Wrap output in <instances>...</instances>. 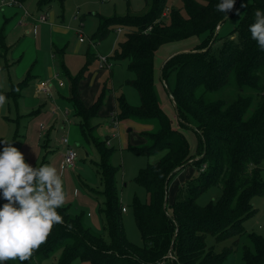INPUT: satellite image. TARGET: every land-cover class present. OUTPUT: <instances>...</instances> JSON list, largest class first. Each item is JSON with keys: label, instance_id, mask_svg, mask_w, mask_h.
I'll return each instance as SVG.
<instances>
[{"label": "trees", "instance_id": "16d2710c", "mask_svg": "<svg viewBox=\"0 0 264 264\" xmlns=\"http://www.w3.org/2000/svg\"><path fill=\"white\" fill-rule=\"evenodd\" d=\"M237 1L226 16L216 9L221 0H183L188 13L184 16L180 9L169 7L168 0H147L143 15L120 20L131 29L112 58L129 59L136 76L127 82L138 90L140 103L117 96V118L153 125L140 132L146 140L144 145L131 148L149 155L161 153L136 177L151 198L148 203L134 202L143 244L136 245L125 234L112 150L95 137L104 187L102 192L88 189L96 199L100 198L98 193L104 195L99 203L103 230L89 225L85 213L73 214L68 206H62L57 211L63 223L53 227L46 243L24 264H38L59 249L57 264H71L78 258L90 264H220L226 259L232 248L215 252L213 247L207 248L206 236L223 240L243 235V222L255 213L253 197L264 196V50L249 32L255 11L264 12V0H254L243 22L226 35L224 42L216 43L223 38L219 31L211 43L218 25L232 16ZM109 20L100 24L96 38L107 35ZM233 33L235 37L230 38ZM202 34L207 36L198 49L169 55L161 68V79L176 101V122L157 98L155 56L168 43ZM0 36L2 48L3 29ZM59 56L61 72L71 80L69 101L82 118V131L94 130L92 120L99 114L109 88L105 86L93 104L86 105L78 90L85 67L71 76L62 54ZM213 92H222V96L215 97ZM188 126L198 134L195 148L182 128ZM19 142L17 130L9 143L18 147ZM3 146L1 143L0 150ZM189 164H195L198 174L177 185L170 199V184ZM214 183H222V198L199 204L198 196ZM6 202L0 196V207ZM249 237L254 249L244 247V264H264V235L252 232Z\"/></svg>", "mask_w": 264, "mask_h": 264}, {"label": "rangeland", "instance_id": "374dc122", "mask_svg": "<svg viewBox=\"0 0 264 264\" xmlns=\"http://www.w3.org/2000/svg\"><path fill=\"white\" fill-rule=\"evenodd\" d=\"M253 3L254 0L237 1L232 16L218 25L222 24L219 31L223 38L217 40V44L224 42L226 35L243 22ZM23 5L34 15H40L42 12L48 14V21L46 25L43 24V29L38 28L37 33H26L23 28L16 27L19 15L24 13V9L17 5L0 7V30L3 29L4 48L8 49L6 56L0 57V94L6 96V103L0 107V141L11 142L16 137L17 130L19 133L23 132L24 136L19 138L22 145L20 144L18 149L24 154L26 162L33 167L45 164L56 167L64 182L66 202L63 206H68L73 214L90 213L91 216L86 215V218L94 220L92 227L102 231L99 203L88 187L101 192L103 190L102 174L99 170L102 158L96 138L104 140L105 145L112 150L111 164L116 169L115 178L122 205L126 207V211L122 213L125 234L131 242L140 246L143 239L137 224L134 202L148 203L151 198L146 187L139 183L136 177L149 164L155 163L161 153L149 155L131 148L144 145L146 140L140 132L153 125L128 118L120 120L119 129L111 126L110 113L118 110L116 97L125 95L130 102L135 99L139 104L140 95L138 90L127 82L136 76L130 70L128 58H114L115 66L110 70L100 67L98 54H114L120 41L126 37L127 30L131 29L120 20L130 15H143L148 9L147 0H23ZM168 6L180 9L184 16L188 15L183 0H168ZM108 19L107 35L96 38L100 24ZM119 28H122L121 32ZM41 30V40L38 41ZM80 34L84 37L83 41L80 40ZM206 36L202 34L199 37L168 43L156 53L154 86L157 98L161 107L176 122V108L166 83L161 79V68L169 55L198 49ZM234 37L235 33L230 38ZM214 40L212 39L211 43ZM57 48H63L62 54L71 76L78 75L85 67L86 78L81 80L79 88L87 101H95L105 86L110 88L105 95L101 111L92 120V124L96 126L94 130L86 129L85 133L82 131V118L67 102V93L59 87L57 79L53 81L52 95L39 90L40 80H45L54 71L58 72L66 85L70 84L68 77L60 72L61 52ZM60 92L65 96H61ZM213 93L215 97L222 96V92ZM229 93L233 95L234 89ZM49 112L53 117L45 121ZM21 118L23 119L20 120ZM42 124L49 131L48 140L43 135L45 130L41 128ZM182 128L195 148L198 144V134L190 126ZM92 131H95L94 134H91ZM63 138L68 139L69 145L77 154L75 164L64 169L61 168V162L65 158L67 144L62 141ZM108 140L110 144L107 143ZM197 174L195 164L184 168L170 184L169 198L172 199L176 194L177 185H184L185 180ZM261 176L264 180V168L261 170ZM222 196V183H214L201 192L197 201L201 205H207L218 202ZM252 202L255 213L243 222L246 230L243 235L223 240H217L212 234L206 236L207 248L213 247L215 252H220L225 247L232 248L220 264H244V247L254 249L249 233L264 235V196L255 195ZM60 253V249L56 250L38 264H57L56 258ZM25 262L17 259L8 260L5 264ZM71 264L90 262L78 258Z\"/></svg>", "mask_w": 264, "mask_h": 264}, {"label": "clouds", "instance_id": "9594fccd", "mask_svg": "<svg viewBox=\"0 0 264 264\" xmlns=\"http://www.w3.org/2000/svg\"><path fill=\"white\" fill-rule=\"evenodd\" d=\"M235 0H221L217 11H232ZM249 25L251 39L264 50V12L257 9ZM6 96L0 94V107ZM0 264L8 260L24 262L45 244L53 227L63 223L57 209L66 202L63 179L52 165L33 167L12 143L0 141Z\"/></svg>", "mask_w": 264, "mask_h": 264}, {"label": "crops", "instance_id": "0c3cea01", "mask_svg": "<svg viewBox=\"0 0 264 264\" xmlns=\"http://www.w3.org/2000/svg\"><path fill=\"white\" fill-rule=\"evenodd\" d=\"M110 1V0H109ZM43 13V12H42ZM22 14V13H21ZM21 14L19 15V18H18V20H17V23H16V27L17 28H23L24 29V31L26 32V33H37V31H38V28H42L43 27V24L44 25H46V23L47 22H37V21H34L33 19H31V18H27V21H25L24 22V24H22V25H20L19 24V21L21 20V18H24V16H23V14H22V16H21ZM44 27H46V26H44ZM43 29V28H42ZM41 36H42V30H41V33H40V35H39V37H38V41H40L41 40ZM5 47V46H4ZM4 47H2V48H0V57H4V56H6V54H7V52H8V49H7V51H6V49L4 48ZM8 47V46H7ZM57 50H60V52L61 53H59V55H61L62 54V50H63V48H57ZM180 51V50H179ZM109 56H111V58H112V55H109ZM62 58H63V60H64V57H63V54H62ZM113 59V61H114V63H115V59L114 58H112ZM65 62V61H64ZM59 64H60V60H59ZM65 66H66V69H67V71H68V73L70 74V69L67 67V65H66V63H65ZM114 66H115V64H114ZM113 66V67H114ZM113 69V68H112ZM60 72H61V67H60ZM62 73V72H61ZM85 73H86V70L84 71V77L81 79V80H85L84 78H86V75H85ZM63 74V73H62ZM63 75H65V76H67L68 77V79H69V82H70V84H65V82L60 78V75L58 74V72L57 71H54L51 75H49L48 76V78H46V79H50V82H51V87H52V90H51V93L50 94H47V95H52V93H53V87H54V83H53V81L55 80V79H57V83H58V85H59V87H61V88H63V91H64V93L66 94V100H67V102L70 104V101H69V97H70V94H71V80H70V78H69V76L68 75H66V74H63ZM45 79V80H46ZM42 80H44V79H41L40 80V82L42 81ZM81 80H80V82H81ZM80 82H79V86H80ZM108 87V86H107ZM109 88V87H108ZM110 89V88H109ZM79 90V93H80V96H81V99L84 101V103L86 104V105H91V104H93V102H89V101H87L86 100V98H84L81 94V91H80V88L78 89ZM64 93H61L60 92V95L61 96H65V94ZM39 95V94H38ZM128 100V99H127ZM129 101V100H128ZM130 102V101H129ZM131 102H133V104H137V101H135V99H133V101H131ZM71 105V104H70ZM116 105H117V102H116ZM73 107V106H72ZM53 108H54V106H53ZM74 108V107H73ZM55 110V109H54ZM74 111H75V109H74ZM100 111H101V109H100ZM99 111V112H100ZM115 112H117L116 110L115 111H113V112H111L110 113V118H111V122H110V124H111V126H115V127H117V129H119V124H120V120L118 121V124H114L113 123V120H112V114L113 113H115ZM69 112H68V110L66 111V114H68ZM75 113H76V111H75ZM77 114V113H76ZM46 118H45V121H48V120H50V119H52V117H53V114L51 113V112H49L48 113V115L47 116H45ZM23 118H21L20 120H22ZM19 123V122H18ZM114 127V128H115ZM41 128L43 129V130H45V131H43V135H44V137L48 140V138H49V131H47L48 129H46V127H44V124H42V126H41ZM47 131V132H46ZM18 132H20V131H18ZM117 132H119V130H117ZM17 134V133H16ZM22 136H24V134H23V132L22 133H19V138H22ZM143 138V137H142ZM144 139V138H143ZM20 140V139H19ZM145 140V139H144ZM21 142L22 141H20L19 142V144H18V147H19V145L21 144ZM22 145V144H21ZM17 147V148H18ZM67 149V147L65 148V150ZM47 160L45 159V162H46ZM97 196H99L100 198H97L96 200H97V202L98 203H100V201H103V197L102 196H100V194L98 193V195ZM126 211V210H125ZM88 217H90L91 216V214L90 213H88V214H86ZM101 219V218H100ZM86 221H87V223L89 224V225H91L92 226V221L94 222V220H92V221H90L89 219H87L86 218ZM95 229V228H94ZM96 230V229H95ZM100 232V231H99Z\"/></svg>", "mask_w": 264, "mask_h": 264}, {"label": "built area", "instance_id": "2783aa9c", "mask_svg": "<svg viewBox=\"0 0 264 264\" xmlns=\"http://www.w3.org/2000/svg\"><path fill=\"white\" fill-rule=\"evenodd\" d=\"M5 5H17L24 9V13H23L24 18H21V20L19 21L20 25L24 24V22L27 21V18H31L37 22H47L48 21V14L41 13L40 15H34L30 13L24 7L22 0H0V7H3ZM166 14L167 13H165L164 15ZM151 28H152L151 26L147 28V31H149V29ZM118 30L121 32L122 28H119ZM80 40L81 41L84 40V37L82 34H80ZM98 61H99L100 67L107 68L110 70L113 68L115 64L111 56L104 55V54H98ZM39 90L45 92L46 94H50L52 90L50 79L42 80L39 85ZM112 120L115 125L118 124L119 119L117 118V112L112 114ZM62 141L67 144L66 155H65L64 160L61 162V168L64 169L67 166H73L75 164L77 154L74 148L69 145L68 143L69 141L67 138H63ZM107 143L110 144V140H108ZM125 210H126V207L123 206V211Z\"/></svg>", "mask_w": 264, "mask_h": 264}, {"label": "water", "instance_id": "95a60500", "mask_svg": "<svg viewBox=\"0 0 264 264\" xmlns=\"http://www.w3.org/2000/svg\"><path fill=\"white\" fill-rule=\"evenodd\" d=\"M220 30V26H218V28H217V31L215 32V34H214V38H213V40L215 39V37H216V35L218 34V31ZM171 98H172V101H173V103H174V105H175V108H176V101H175V99L173 98V96H171Z\"/></svg>", "mask_w": 264, "mask_h": 264}]
</instances>
